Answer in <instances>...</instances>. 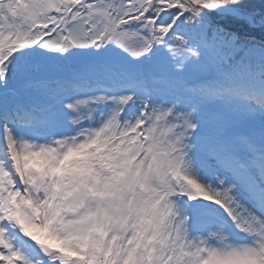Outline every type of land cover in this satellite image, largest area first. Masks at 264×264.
Segmentation results:
<instances>
[{
  "label": "snow or ice",
  "instance_id": "6c2138e0",
  "mask_svg": "<svg viewBox=\"0 0 264 264\" xmlns=\"http://www.w3.org/2000/svg\"><path fill=\"white\" fill-rule=\"evenodd\" d=\"M0 264H264V0H0Z\"/></svg>",
  "mask_w": 264,
  "mask_h": 264
}]
</instances>
